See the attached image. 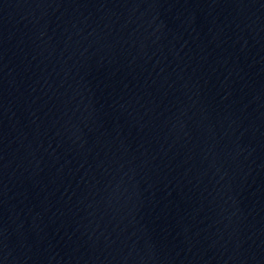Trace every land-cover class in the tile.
Listing matches in <instances>:
<instances>
[{"label":"water","instance_id":"water-1","mask_svg":"<svg viewBox=\"0 0 264 264\" xmlns=\"http://www.w3.org/2000/svg\"><path fill=\"white\" fill-rule=\"evenodd\" d=\"M253 90L264 122V0H232Z\"/></svg>","mask_w":264,"mask_h":264}]
</instances>
